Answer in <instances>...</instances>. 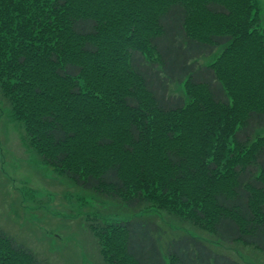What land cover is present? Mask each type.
Returning a JSON list of instances; mask_svg holds the SVG:
<instances>
[{
    "label": "trees",
    "instance_id": "16d2710c",
    "mask_svg": "<svg viewBox=\"0 0 264 264\" xmlns=\"http://www.w3.org/2000/svg\"><path fill=\"white\" fill-rule=\"evenodd\" d=\"M72 1L0 0V92L5 98L20 92L12 112L44 164L78 188L140 213L92 228L104 263L240 264L187 234L169 241L164 256L160 224L142 214L150 197L179 200L181 218L195 225L206 216L210 222L201 226L218 241L264 254V135L258 134L264 82L250 78L245 88L235 81L232 68L221 65L226 55L210 65L197 62L220 45L233 47L234 36L264 54L263 32L251 31L258 22L253 0H236L240 13L232 0H207L205 13L224 18L231 31L207 38L189 23L182 1L153 16L143 12L138 46H128L119 31L100 35L99 21L73 11ZM152 26L156 31L144 35ZM143 45L148 52L139 50ZM183 83L190 104L170 93ZM76 110L103 119L101 129L86 131ZM160 171L162 179L151 176ZM0 264L39 262L0 231Z\"/></svg>",
    "mask_w": 264,
    "mask_h": 264
},
{
    "label": "rangeland",
    "instance_id": "374dc122",
    "mask_svg": "<svg viewBox=\"0 0 264 264\" xmlns=\"http://www.w3.org/2000/svg\"><path fill=\"white\" fill-rule=\"evenodd\" d=\"M173 1L187 4L190 10L189 23L196 30H200L203 37L207 38L211 31L231 33L226 30L228 27L225 26L224 18L206 14L203 4L207 0H73L72 9L85 16L95 17L100 23V35L117 34L119 31L121 36H128V46H138L136 33L142 28L138 25V16L141 18L143 12H149L153 16ZM230 2L240 13L236 0ZM253 5L252 12L258 22L251 31L258 27L264 34V0H253ZM151 31H156L154 26L147 28L144 35ZM234 38L233 47L228 44L220 45L213 54L199 58L198 64L218 63L226 55L221 65L232 68L230 75L235 76V81L236 78L242 79L245 88L250 83V78L252 81L264 82V54L250 48V41H242L243 38L239 36ZM139 50L148 52V47L143 45ZM170 93L181 95L185 100L192 97L185 83L171 85ZM11 94L12 96L5 98L0 92V231L17 245L28 249L39 264H105L100 253L98 236L92 228H108V225L113 226L140 213L127 211L117 202L78 188L54 168L44 164L40 154L27 141L24 122L15 117L18 114L12 112L20 100V92L15 90ZM190 103L188 100V104ZM74 115L79 120L85 117L86 127L83 128L86 131L90 129L96 134L102 127L103 119L95 122L91 115L86 117L80 110H76ZM190 123L192 124V120ZM258 134L264 135V129ZM187 156L194 157L193 153ZM193 161L190 166H195V160ZM153 162L145 164L144 170L147 174ZM151 176L162 179L164 171ZM194 178L195 176L192 177L193 181ZM178 201L171 200L162 204L156 198L150 197L146 201L145 212H142L160 224L164 234L159 241L164 256V249L169 241L181 234H187L201 239L214 252L227 255L240 264H264L263 252L253 246L240 242L225 244L215 239L201 226L210 222L206 216L198 223L194 221L195 225L191 224L192 219L181 218Z\"/></svg>",
    "mask_w": 264,
    "mask_h": 264
}]
</instances>
